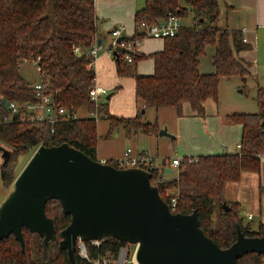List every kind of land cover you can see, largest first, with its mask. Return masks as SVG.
Wrapping results in <instances>:
<instances>
[{"label":"trees","instance_id":"obj_1","mask_svg":"<svg viewBox=\"0 0 264 264\" xmlns=\"http://www.w3.org/2000/svg\"><path fill=\"white\" fill-rule=\"evenodd\" d=\"M94 1L0 0V115L7 114L6 103L9 102L18 106L39 103L34 95L35 83L46 86L57 108L77 115L76 119L58 121L53 126L31 122L26 115L14 116L10 123L0 125V143L12 151L6 165L0 167V180L4 184L15 180L19 157L39 146L67 144L97 160L96 123L92 118L81 117V111L92 113L98 106L99 118L109 122L107 137L119 124L128 131L132 129L147 135L159 131L156 120L144 122L140 113L133 118H117L107 113L105 103L96 104L90 99L95 72L94 59L88 54L98 39ZM218 1L144 0L143 8L137 10L136 24H156L168 14L191 18L190 25H181L174 37L164 39L161 52L148 56L128 53L132 56L129 63L125 50H113L117 75L134 80L136 100L145 107L154 110L174 107L177 115L182 116V107L188 104L194 114L204 117L203 102L217 101L221 79L239 77L243 82L249 75L248 64L235 57L249 46L243 42L240 31L218 27ZM143 38L142 33L122 40L141 41ZM206 47L215 49L212 74L198 71L199 59ZM144 58L154 61L152 75L139 76L136 72V63ZM24 63L35 65L36 82L22 76ZM255 101V113L226 116L228 122L242 126L237 153L184 157L174 179H168L164 170L165 178L158 182L162 170L150 172L151 185L158 188L169 208L171 198H176L172 212L191 215L196 211L201 230L221 249L235 243L237 227L245 237H264V223L252 229L250 224L243 223L241 205L225 199L227 184L239 183L244 173L260 174L264 156V89H257ZM257 192L264 199V186L259 184ZM223 204L230 210L225 211ZM45 214L53 220L56 231L53 240L44 245L39 235L23 228L24 250L13 235L1 240L0 264H71L67 252L59 251L60 232L69 225L70 216L62 212L56 200L47 202ZM85 242L89 261L80 258L75 250L76 264H92L104 256L112 264L119 249L131 245L113 238L102 240L98 247ZM236 264H264V254H246Z\"/></svg>","mask_w":264,"mask_h":264},{"label":"water","instance_id":"obj_2","mask_svg":"<svg viewBox=\"0 0 264 264\" xmlns=\"http://www.w3.org/2000/svg\"><path fill=\"white\" fill-rule=\"evenodd\" d=\"M162 135L170 136L160 130ZM7 148L0 143V167L11 156ZM50 200L58 201L70 216L60 232L59 251L67 252L71 264H76L77 238L88 242L113 238L134 245L136 264H236L246 254H264V237H245L238 227L235 243L219 248L201 230L196 211L191 215L171 211L151 185L150 173L117 169L67 144L37 147L15 178L0 204V241L13 235L23 251V228L39 235L44 245L52 241L56 231L45 214Z\"/></svg>","mask_w":264,"mask_h":264},{"label":"crops","instance_id":"obj_3","mask_svg":"<svg viewBox=\"0 0 264 264\" xmlns=\"http://www.w3.org/2000/svg\"><path fill=\"white\" fill-rule=\"evenodd\" d=\"M218 5V27L228 31H240L243 39H246L245 43L249 46L247 50L240 52L238 55L235 54V57L247 63L249 67L252 63H256V66H258L257 60L252 63L249 62V64L246 62L245 57L247 54H256L261 39H264V0H219ZM94 6L98 35L96 43L101 46L93 63L95 84L105 89L107 93L100 99V103H105L107 113L117 118H133L140 113L144 122L152 123L156 120L159 131L165 130L170 135L159 136V131L157 134L152 135H147L140 131L135 132L132 129L128 131L123 124H119L112 132V135L107 137L109 122L105 118H99L95 120L97 160L103 163L120 158L127 149H131L133 154L139 153L149 157H157L161 154L166 161H170L168 156L172 152L175 155L171 154V157L180 160L184 157L237 153L241 140L242 126L228 122L226 116L244 112L233 111L231 113H222L217 107V101L215 102L212 99L203 102L205 117L194 114L188 104L183 105L182 116L177 115L174 107H163L157 110L147 108L143 103L136 100L134 80L117 75L113 55L109 52L112 42L111 32L121 27L123 28L122 37L130 38L135 34H142L139 23H135V13L137 10L143 8L144 0H95ZM180 22L183 25L181 18ZM164 44V39L145 37L139 42L135 53L148 56L161 52L164 49ZM206 50H209L210 53L209 62L206 63L207 66L204 68L200 58L198 71L201 74H212L214 73L212 57L215 49L214 47H206L205 52ZM136 72L139 76L152 75L154 72L153 59L144 58L139 60L136 63ZM36 81L37 77L34 82ZM79 114L81 117H89V113L86 112L81 111ZM169 119H172L171 129L167 126ZM188 127L191 129L194 127L200 133L197 134V137L205 136L215 145H197V140L195 139L197 137L195 136H189L191 139L189 141L190 145H185L186 141L184 139L186 137L183 132ZM191 133L193 134L194 131L191 130ZM167 138H170L172 141L169 142ZM175 147L177 148V152H175ZM260 166L259 175L251 173L242 174L240 182L235 183L239 185V190L246 179L251 182V185L256 183V191L259 184L264 186V156L261 157ZM230 184L233 183L227 184L225 199L228 185ZM226 201L238 204L241 202L240 200L233 202V200L230 201L228 199Z\"/></svg>","mask_w":264,"mask_h":264},{"label":"built area","instance_id":"obj_4","mask_svg":"<svg viewBox=\"0 0 264 264\" xmlns=\"http://www.w3.org/2000/svg\"><path fill=\"white\" fill-rule=\"evenodd\" d=\"M139 27L142 29V33L144 37L152 38V39H166L174 37L178 29L181 27L180 18L168 14L166 19L161 23H156L152 25L145 24L143 22L139 23ZM123 28L118 27L111 32L112 42L109 52L113 54L114 49L122 48L125 51H129V53H135L137 47L139 45V40L137 39H124L122 37ZM243 42H246V39H243ZM101 49V46L97 43H93L91 49L89 51V56L95 60L97 52ZM127 62L132 61V56L128 54L126 57ZM35 98L39 100V103L32 104L26 103L22 106H18L13 102L6 103L7 114L0 115V125H5L13 121L14 116H27V119L31 122H41L47 123L53 126L58 121H67L69 119H76V114H70L66 112L62 108H57L53 102V99L50 93L47 91L45 85L41 83H35L33 85ZM106 90L98 87L95 84V79L93 81V85L89 90V97L96 104H99L100 99L106 95ZM98 109V106H97ZM96 111L89 113L88 118H92L94 120L99 119L98 113ZM52 131V130H51ZM239 148V147H238ZM109 162V165L117 168V169H128V168H138L148 173L153 171H161L160 177L157 179L159 182L163 180L165 177L163 176V171L166 169H177L180 164V159L173 158L171 161H164L161 168H157L154 159L144 154H133L131 149L125 150L123 155L120 158L113 159ZM108 164L106 162H103ZM171 211H173L176 203V198H171ZM250 219L251 216H248ZM101 241H89L88 243L93 247H98ZM76 250L78 252V256L82 259L89 261L87 245L85 240L82 238H77L76 240ZM135 253V252H134ZM134 253H130L126 246L121 247L118 251L116 259L112 262L113 264H136ZM92 264H110V260L107 256L99 257L96 260L92 261Z\"/></svg>","mask_w":264,"mask_h":264},{"label":"rangeland","instance_id":"obj_5","mask_svg":"<svg viewBox=\"0 0 264 264\" xmlns=\"http://www.w3.org/2000/svg\"><path fill=\"white\" fill-rule=\"evenodd\" d=\"M191 21L190 17L182 19L183 25H189ZM208 58H210L209 50H206L205 54L201 57V64L205 68L207 66L206 63L209 62ZM246 62H254L257 60L258 66L256 63L250 64L248 66L249 75L242 82L239 77H232L230 79H221L218 85V95H217V107L222 113H231L233 111L244 112V113H254L257 111L256 104V94L257 88L264 89V39H261L258 52L256 54H247L245 57ZM203 68V70H204ZM21 74L28 81L34 82L37 77V70L35 65L30 63H24L21 65ZM205 115V112H204ZM205 117V116H204ZM168 128L171 129L172 119L167 121ZM198 127V126H197ZM191 130L194 133H191ZM202 132L201 129H199ZM186 139H184L185 145H190L189 141H191L189 136L197 137V134H200L196 131L194 127L192 129L190 127L185 128L183 132ZM173 136V135H172ZM197 140V145L212 144L210 139H207L205 136H200L195 138ZM170 142L172 141L170 138H167ZM176 143V142H175ZM178 144V142H177ZM3 147L7 148L8 146L3 145ZM8 149V148H7ZM35 150L29 151L24 156H20L17 164L15 166L16 177L26 166L27 162L30 160ZM175 152H177V148L175 147ZM171 154L175 155L174 152ZM171 154L168 156L170 161L173 157ZM154 159V163L157 168H161L163 162L166 159L163 155H159L157 157H152ZM162 173V172H160ZM177 176V169H172V172L166 174L168 179H174ZM243 183V182H242ZM12 184H4L0 180V204L4 201V199L8 196V194L12 191ZM238 184H230L228 185V192L226 199L238 202L241 201L240 204L242 206L241 216L243 218L244 224H250L252 229H256L258 225L262 222L264 223V199L258 196L256 191V183L251 185V182L246 179L239 190ZM232 203V202H229ZM248 215H251L252 218H248ZM127 249L130 253H134L136 246L127 245ZM113 264V263H112Z\"/></svg>","mask_w":264,"mask_h":264}]
</instances>
